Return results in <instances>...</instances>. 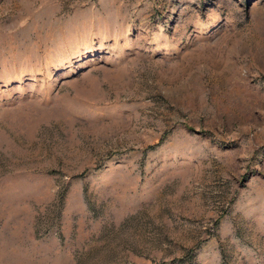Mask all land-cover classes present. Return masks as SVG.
Instances as JSON below:
<instances>
[{
	"label": "rangeland",
	"instance_id": "obj_1",
	"mask_svg": "<svg viewBox=\"0 0 264 264\" xmlns=\"http://www.w3.org/2000/svg\"><path fill=\"white\" fill-rule=\"evenodd\" d=\"M0 264H264V0H0Z\"/></svg>",
	"mask_w": 264,
	"mask_h": 264
}]
</instances>
